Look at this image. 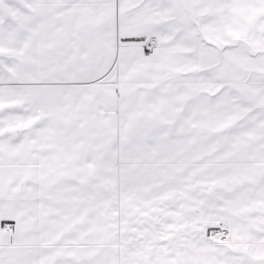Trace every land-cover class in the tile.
Segmentation results:
<instances>
[{
    "label": "snow or ice",
    "instance_id": "obj_1",
    "mask_svg": "<svg viewBox=\"0 0 264 264\" xmlns=\"http://www.w3.org/2000/svg\"><path fill=\"white\" fill-rule=\"evenodd\" d=\"M0 264H264V0H0Z\"/></svg>",
    "mask_w": 264,
    "mask_h": 264
}]
</instances>
